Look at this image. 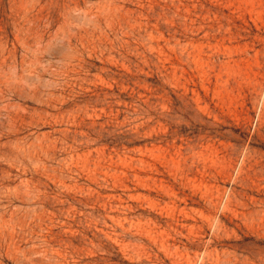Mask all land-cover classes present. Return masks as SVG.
<instances>
[{
    "label": "rangeland",
    "instance_id": "obj_1",
    "mask_svg": "<svg viewBox=\"0 0 264 264\" xmlns=\"http://www.w3.org/2000/svg\"><path fill=\"white\" fill-rule=\"evenodd\" d=\"M0 264H264V0H0Z\"/></svg>",
    "mask_w": 264,
    "mask_h": 264
}]
</instances>
